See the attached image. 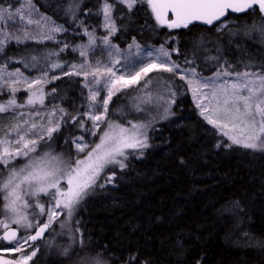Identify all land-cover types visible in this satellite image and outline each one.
Wrapping results in <instances>:
<instances>
[{"label": "trees", "instance_id": "1", "mask_svg": "<svg viewBox=\"0 0 264 264\" xmlns=\"http://www.w3.org/2000/svg\"><path fill=\"white\" fill-rule=\"evenodd\" d=\"M17 2L0 0L5 7ZM101 2L33 0L37 9L78 34L64 32L61 42L12 40L0 51V65L20 67L39 77L47 72L50 81L42 82L43 105L58 110L60 127L51 139L39 141L34 154L46 148L50 156L65 164L74 161L72 137L86 126H80V113L87 105V96L78 76L62 72L69 63L81 59L65 45L83 37L81 27L98 30L96 12ZM126 12L122 5H116L112 13L120 17L116 19L119 30L113 35L119 46L135 38L144 45L174 47L178 52L172 53L173 60L195 67L202 75L215 73L222 64L231 65L236 72L247 70L245 65H251L253 71L264 65V35L249 32L254 22L264 23L258 12L229 14L221 20L227 27H219L221 21H217L177 29L159 25L146 2L136 6L131 21L120 15ZM33 56L40 57L35 67ZM186 60L194 63L186 64ZM53 63L63 67L51 68ZM51 75L59 78L49 79ZM148 78L163 79L172 86L176 93L171 107L174 115L149 131L150 147L142 150L143 155L130 156L124 169L108 167L101 173L97 185L76 206L71 219L64 213L59 216L52 233L64 232L50 244V232L35 242L40 247L29 264H76L83 255L73 245L77 227L91 250L103 249L101 254L108 264H264V247L258 244L264 242V151L226 147L231 142L197 113L185 84L175 75L154 71L144 80ZM144 80L113 96L107 121L122 123L144 115L132 109V95L145 85ZM16 97L20 103L24 92L18 90ZM25 160L28 159L18 157L10 165L20 167ZM5 171L0 165V180L5 179ZM113 172V182L106 183ZM100 184L105 186L101 188ZM3 195L0 192V217L5 215ZM48 198L41 196L39 202L46 205ZM30 199L34 205L35 199ZM36 211L31 207V218ZM39 219L43 222L42 217ZM63 222L66 225L61 228ZM70 245L74 250L62 255ZM8 256L15 258L14 254Z\"/></svg>", "mask_w": 264, "mask_h": 264}, {"label": "snow or ice", "instance_id": "2", "mask_svg": "<svg viewBox=\"0 0 264 264\" xmlns=\"http://www.w3.org/2000/svg\"><path fill=\"white\" fill-rule=\"evenodd\" d=\"M147 3L156 22L161 26H167L170 29L187 28L194 21H202L208 25L214 22L221 21L222 17H226L229 11L237 14L255 15L259 13L260 21L264 22V0H102L96 15L103 16L102 27L108 30V35L103 37V44L108 45V56L112 57L114 53L112 48H116V53H119L117 46L111 45L110 37L115 35L119 30L116 24L113 11L116 5H122L127 9L126 13H121V16L132 20V13L137 5ZM12 5L5 7L0 3V21H11L19 17L21 21H26L27 25H35V30H28L26 27H20L17 32H9L4 28H0V51H3V45L15 40L22 42L23 40H51L54 39V34L66 31L63 25L56 24L51 17L38 13L33 0H24L15 11H11ZM169 13L172 14V19H169ZM33 14L39 15V19H33ZM73 12V19H75ZM83 26V21L80 22ZM222 27H227L221 22ZM258 31L264 35V23L256 24L255 22L249 28V32ZM85 34L89 38V43L86 46H81L84 50L80 52L82 57L89 55L88 49L95 44V31H88L85 28ZM247 35V33H246ZM69 45H65L67 48ZM135 48L136 51H129L123 57L129 64L133 63V58L145 56L150 58L147 62L137 60V63H142L143 66L135 72H129L127 75H117L112 67L103 66L101 70L100 61H97V67L92 68V65L85 60L80 65H71V71L64 75H83L87 83L94 85L90 88V95L87 98L88 112L85 115L92 121L93 128L99 129L100 123L105 120L109 110V103L112 101L116 93L137 85L149 73L153 71L168 72V73H183L180 79H187V83L192 90L194 98L197 100V107L200 109L201 115L207 122L214 127L220 129L223 135L227 136L231 141L226 147L233 145L241 146L245 149L264 151V65L258 66L257 70H251V65H245L247 70L236 72L231 65L225 67L223 64L219 66L213 77H203L196 71L195 67H181L179 63L171 60L173 52H178V49H172L171 52L161 44L159 48H154L147 51L136 43L133 38V43L128 45V49ZM51 54H49L50 56ZM35 67L40 57H31ZM46 59V58H45ZM217 59V58H213ZM112 64H119L120 59L110 60ZM186 64H192L194 61H185ZM227 63V62H225ZM28 65H25L27 67ZM6 66H0V87L7 85L12 92L18 91L15 87L17 80L13 77H20L32 92L27 103L35 104L37 101L43 103V88L42 82H50L47 79V72H44L41 77L33 79L30 83L19 69L15 72H6ZM60 63L51 64V68H62ZM87 69H91L88 71ZM91 76L92 80L87 78ZM7 77V78H6ZM229 77H234L230 82ZM59 77H52L58 79ZM222 81V82H218ZM151 83V80L145 82V87ZM103 85V90H106L107 96L99 100L101 89L99 85ZM33 85L37 87L33 89ZM172 99L166 101L168 106L163 108L164 115L162 119H167L174 115L171 112L170 105L175 103L176 93L169 88ZM163 100V97H160ZM22 107L17 105V101L13 98L6 104H0V113H5L9 109ZM97 109H102L99 114H96ZM139 110V109H138ZM63 112V109L60 110ZM211 113V114H209ZM72 119H76L73 117ZM29 125L28 120H24L23 124L17 123L10 130L16 133L15 141L8 139V133L4 138L0 139V165L8 168L17 157L28 158V163L19 169L11 167L8 170V176L4 180H0V192L6 193L3 199L6 201L5 208L15 219L13 223L19 226V229L24 233L29 230H35V234H18V231L12 229L11 226L4 221H0L3 226V235L0 236V241L7 242L0 244V264H29L30 261L37 255L38 249L35 248L33 242L43 238L46 230H49L53 222L57 221L63 212L69 219L73 216L76 206L84 199L85 196L97 185L101 173L110 165H116L120 169L127 167L126 160L128 158L126 150L134 149L142 150L150 147L147 135L142 131L145 125L133 124L131 129L120 125L108 124V131H105L101 136L100 143L88 152L87 157L83 160H76L74 166L65 164L60 158L50 156L45 153L41 157H33L36 152L37 145L40 140H44L45 136H40L39 140L27 139L28 134L37 128L35 123L25 129ZM83 127V123L80 125ZM60 125L48 127L46 136L51 139L52 134L59 130ZM23 129V131H22ZM118 129V130H117ZM95 135V131L92 133ZM83 141V137H77L73 140L78 152H84L87 145L77 143ZM15 145L14 147H11ZM218 147L221 145H217ZM183 163V161H182ZM115 173L108 176L106 183H112ZM61 181L66 182V187L61 186ZM105 185L100 184L103 188ZM41 194L50 197L49 206L45 209V205L39 202ZM35 199L34 205H29L26 201L23 207H33L38 211L32 213L33 219L36 216H47V222L40 223L38 220L34 223L29 219L28 215H21L16 207L18 201H23L24 197ZM79 222L77 221V224ZM66 222L61 223V228H64ZM247 235V234H245ZM73 245L80 248L83 253L79 257L76 264H108V261L101 254L103 249L95 251L90 249V246L85 243L83 233L77 227L72 237ZM260 247H264V242H258ZM73 245L65 248L62 255H69V250L73 249ZM8 254H16L15 258H5ZM135 259V257H132Z\"/></svg>", "mask_w": 264, "mask_h": 264}, {"label": "rangeland", "instance_id": "3", "mask_svg": "<svg viewBox=\"0 0 264 264\" xmlns=\"http://www.w3.org/2000/svg\"><path fill=\"white\" fill-rule=\"evenodd\" d=\"M23 2H24V0H18L17 4L11 8V11L14 12L15 8L19 7L20 4H22ZM101 3H100V5H101ZM37 10H38L39 14L48 16L45 12H42L39 9H37ZM48 17H50V16H48ZM32 18L33 19H39L40 17L37 14H33ZM51 19L53 21H55L56 24L63 25L60 22H58L57 20L53 19L52 17H51ZM221 22L223 24L226 23L225 21H221ZM221 22L219 23V27L221 26ZM102 23H103V16L100 15L99 16L98 30L96 28H91V27H81L79 32H80V34L83 37L80 38L79 40L69 44L71 50L74 51V52H77L79 54V56L81 57V59L79 61H77V62L69 63L65 67L64 71H62L63 73L70 72L72 70L71 69V65H80L81 63H84L85 60H87V62L92 65V68L97 67V63L96 62L100 61L101 62V64H100L101 70H103V66L104 65H107L108 67H112L117 75H122V74L123 75H127L129 72H135V71H137L139 69V67L143 66L142 63H137L138 59L139 60H144L145 62H147L150 59V58H147L145 56H141L139 58H135L134 57L133 58V63L129 64L126 60L123 59V57L125 55H127L129 53V51H132V52L136 51L135 48H133L131 50L128 49V45L132 44L133 40L130 43H128L127 45H125V46H119L113 40V36H111L109 38L110 39V43H111V45H114V46L118 47L119 53L118 54L116 53V48H112L111 51L114 53V55L112 57H109L108 56L109 47H108V45L103 44V37L108 35V30L101 26ZM20 27H26L30 31L35 30V28H36L35 25H27L26 21H21L19 19V17H16L15 19H13L11 21H8V20L0 21V28H4V29H6L9 32H17V30ZM63 27L66 29V31L55 33L54 34V39H51V40H40V39L23 40L22 42H24V41L61 42L62 40L60 38V35L62 33H64V32H72L75 35L78 34V31L70 30L69 28H67L64 25H63ZM85 28H87L88 31H93V29H94L96 42H95L94 45H92L88 49L89 55L87 57H82L80 55V52L82 50H84V49L81 46H86L89 43V38L85 34ZM17 34H19V33L17 32ZM0 38H2V37H0ZM8 42H10V41H8ZM8 42H6L3 45V47ZM136 43L140 44L141 47L143 49L147 50V51H150V50H152L154 48H159L160 45H161V44H159V45H144V44L139 43L138 41H136ZM165 47L170 52H171L172 49H174V47L173 48H168L166 45H165ZM112 59H120V63L114 65V64L110 63V60H112ZM170 59L173 60L172 55H171ZM173 61H175V60H173ZM0 66H5V65H0ZM181 67L183 68V67H192V66H182L181 65ZM16 69H19L20 72L23 73V76L27 78V81L29 83L33 79L39 78V76L36 75L35 73H27L26 71H24L20 67H8V66L5 67V71L6 72H15ZM87 70L91 71V69H87ZM240 72H242V71H240ZM171 74H173V73H171ZM55 75H51L49 77V79H52V77H55ZM173 75H175L176 77H178L180 79V76L184 75V74L183 73H177V74H173ZM75 76H78V75H75ZM200 76L213 77L214 73L209 74V75L200 74ZM78 77L81 79L82 86L85 89L86 96L88 98L89 95H90L89 89L93 88L94 85L89 84L88 87H85V84L87 83V81L85 80V77L83 75H79ZM12 79L17 80V83H16L15 87L18 90L21 89L24 92V98L19 103L17 101V97H16V94H17L18 91L12 92L11 88H9L7 85H5L3 87H0V95L4 96V99H2V101H0V104H6L10 99L14 98L17 101V105H22V107H18V108L14 107L12 109H9L5 113H0V139L4 138V135L6 133H8L9 134L8 135V139H10L12 141H15L16 133L15 132H10L9 133V130L14 125H16L17 123L23 124L24 120H28L29 121V125H26L25 129L30 127V125L32 123H35L37 125V128L33 129L28 134L27 139L39 140L40 136L47 137L46 136L47 128L48 127H54L56 124H59L60 118H61L60 113L54 107H51V108L45 107L43 105L44 101H43L42 104L39 103L38 101L35 104H28L27 101H28L29 97L32 95V92L28 89L27 83L23 79H21L20 77H13ZM228 79L231 82L234 79V77H229ZM87 80L88 81L92 80V77L89 76L87 78ZM148 80H151V83L148 84L147 87H145V85H142L143 87L140 86L139 90L132 95L133 97H135V102L132 104V109L136 112L137 115H139L140 113L144 114L142 117H140L138 119L137 118H131L130 121H129V119H126L125 122L123 121L122 123H119L117 121H107V119H106L107 115H106L105 120L100 123L99 129H94L92 121L90 119H88V117L85 115V113L88 112V110H89L88 109V104L86 105L85 109L80 113V116L82 117L81 121L83 123V126H84L85 123H86V126L83 127L81 129V131H79V133H76L72 137V147H73V157H74V161L71 163L72 166H74V162L76 160L85 159L87 157L88 152L91 151L95 147L96 144L100 143V139H101V136L103 135V133L105 131L109 130V128H108V124L109 123H112L113 125H120V126H123L125 128H128V129H131L133 124L145 125V127L142 129V131L147 135V137L149 139V133H150L149 131H151V129L157 123H160L161 121L165 120V119L161 118L164 115L163 108L165 106H168L166 104V101L172 99V97L170 95V92H169V88H171L172 91H174V89L172 88V86L168 82H166L163 79L155 80L154 78H148V79L144 80L143 83L148 81ZM181 80L185 84V86L187 88V91L189 92V94H190V96L192 98V101L194 103V106L196 108L197 113L203 119H205L204 116L201 115L200 109L197 107V100L193 96L192 90H191V88L189 87V85L187 83V79H181ZM218 82H222V81H218ZM0 83H2V82H0ZM19 86H21V88ZM135 86H137V85L131 86V87H129L127 89H124V90H131ZM36 87H37L36 85H33V89H35ZM96 87H99L101 89L98 99L102 100L103 98H105L107 96V92H106V90H103V85L102 84L99 85V86H96ZM5 94H8V95H5ZM5 96H6V98H5ZM160 97H163V100H161ZM43 99H44V96H43ZM110 103H109V106H110ZM171 107H172V104L170 105V108ZM100 111H102V109H97L96 114H99ZM209 114H211V113H209ZM22 131H23V129H22ZM93 131H95V135L92 134ZM218 131L223 135V133H222V131L220 129H218ZM223 136L228 139L227 136H225V135H223ZM77 137H83V141H76L77 143H83V144L87 145V149L84 152H78L76 147H75V143H73V140H75V138H77ZM228 141L231 142L229 139H228ZM14 146L15 145H12L11 147H14ZM48 152L49 151L45 148L42 151H40V154H33V157L34 158L41 157L45 153H48ZM140 152H141V150L127 149L126 150V153H127V156H128L127 159H129L130 156H134L136 154H139ZM21 158H23V157H21ZM28 162H29L28 160H25V163L20 165V167H17V166H14V165H9L8 168H5V170H6L5 171V179L8 176L9 168L15 167L16 169H19V168L24 167ZM108 167H110V168H119L116 165H110ZM107 168H105V170ZM61 186L62 187H66V182L65 181H61ZM4 195H6V193H4ZM4 195H3V197H4ZM41 196H45V195L41 194ZM25 201L29 205H31V203H32L30 197L25 196L24 200L23 201H18L17 205H16V207H17V209H18V211H19V213L21 215H28L29 219L33 220L34 223L37 220L39 221L40 220L39 218H41V217L43 219V222H47V216H36L34 219L31 218V207L25 208V207L22 206ZM49 201H50V197L46 201L45 209L48 208ZM5 205H6V201L4 200V206ZM62 214H63V212L61 213V215ZM14 219H15V217L9 211H7L6 208H5V215L0 217V221H4V223L9 224L10 226H15V227H17L19 229V226L15 225L13 223ZM51 228H52V226H51ZM51 228L49 229L48 233L49 232L52 233L53 230ZM19 231H20V235L31 234L33 232V230H29L28 233H24L20 229H19ZM63 232H64V230H59L58 232H56V231L53 232L52 235L47 239V244H50V243H52V241L54 242V240H57L59 238V236L62 235ZM2 233H3V226L0 225V236H2ZM1 242L2 241H0V244H5V243H3V242L1 243ZM39 247H40V244H37V246H35L36 249H39ZM14 255H16V254H14Z\"/></svg>", "mask_w": 264, "mask_h": 264}, {"label": "water", "instance_id": "4", "mask_svg": "<svg viewBox=\"0 0 264 264\" xmlns=\"http://www.w3.org/2000/svg\"><path fill=\"white\" fill-rule=\"evenodd\" d=\"M229 14H231V15H239V14H237V13H233V12H231V11H229L228 13H227V15H229ZM226 15V16H227ZM168 18L169 19H172L173 17H172V14L171 13H169V16H168ZM225 17H222L221 18V20H223ZM191 24H203V25H206V23H204V22H202V21H194L193 23H191ZM41 223H45V222H41ZM11 228L12 229H15V230H17L18 231V234H20V231H19V229L17 228V227H15V226H11ZM48 233V230H46V232H45V234H44V236H43V238L45 237V235ZM35 234V230H33V232L31 233V235H34ZM2 235H3V233H2ZM43 238H41V239H43ZM41 239H38V240H36L35 242H37V241H39V240H41ZM3 243H7V242H4V241H2ZM35 242H33V243H35ZM5 258H12V257H10V256H5Z\"/></svg>", "mask_w": 264, "mask_h": 264}]
</instances>
